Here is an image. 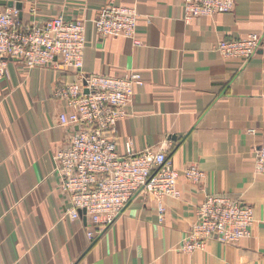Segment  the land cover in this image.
Masks as SVG:
<instances>
[{"label": "crops", "instance_id": "crops-1", "mask_svg": "<svg viewBox=\"0 0 264 264\" xmlns=\"http://www.w3.org/2000/svg\"><path fill=\"white\" fill-rule=\"evenodd\" d=\"M109 1L0 0V9H19L24 23L83 18L85 73H140L129 114L116 124V149L125 155L131 139L135 152L164 150L179 172L180 195L164 198L163 221L154 200L135 195L89 242L86 220L65 215L69 204L53 161L76 130L59 124L66 106L53 91L74 74L10 59L0 80V264H264V176L254 174L255 147L264 137V0H236L231 12L190 21L183 0H111L136 9L139 46L96 34L92 21ZM248 33H258L261 46L247 62L216 51L221 39ZM190 163L204 172L200 185L183 176ZM209 194L252 205L251 236L178 251L195 206Z\"/></svg>", "mask_w": 264, "mask_h": 264}, {"label": "built area", "instance_id": "built-area-1", "mask_svg": "<svg viewBox=\"0 0 264 264\" xmlns=\"http://www.w3.org/2000/svg\"><path fill=\"white\" fill-rule=\"evenodd\" d=\"M185 21L233 11L236 0H183ZM35 7L31 8V12ZM137 11L134 7L106 3L93 19L99 37L120 36L142 44L137 37ZM86 20L62 15L42 22L24 23L19 9H0V80L6 76L7 62L19 61L32 69L60 65L74 74L53 91L66 110L58 115L61 126L76 127L68 141L53 152L54 171L60 189L67 195L65 215L71 220L85 217L86 237L96 240L130 203L143 193L156 203L163 221L166 197L178 198L179 172L162 149L145 148L135 152L132 140L125 141L120 155L114 139L117 122L129 114L134 87L141 83L138 71L122 74L85 73L83 52ZM261 36L248 33L242 38L221 39L215 46L224 58L247 62L260 48ZM59 63V64H58ZM253 131V130H252ZM186 180L200 185L204 172L195 163L182 169ZM254 174L264 176V137L255 147ZM84 211V213H82ZM253 206L226 194H209L195 206V218L176 249L193 253L203 249L208 239L237 244L251 236Z\"/></svg>", "mask_w": 264, "mask_h": 264}, {"label": "water", "instance_id": "water-1", "mask_svg": "<svg viewBox=\"0 0 264 264\" xmlns=\"http://www.w3.org/2000/svg\"><path fill=\"white\" fill-rule=\"evenodd\" d=\"M82 213H84V211ZM83 219L85 220V217H83Z\"/></svg>", "mask_w": 264, "mask_h": 264}]
</instances>
